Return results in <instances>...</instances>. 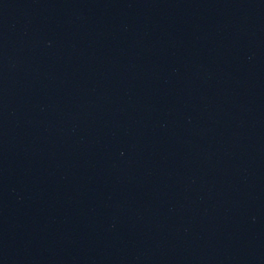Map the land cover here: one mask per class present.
Returning a JSON list of instances; mask_svg holds the SVG:
<instances>
[{"label": "water", "instance_id": "water-1", "mask_svg": "<svg viewBox=\"0 0 264 264\" xmlns=\"http://www.w3.org/2000/svg\"><path fill=\"white\" fill-rule=\"evenodd\" d=\"M0 264H264V0H0Z\"/></svg>", "mask_w": 264, "mask_h": 264}]
</instances>
